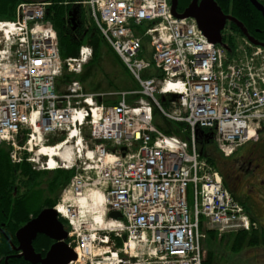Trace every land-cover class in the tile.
I'll return each instance as SVG.
<instances>
[{"label": "built area", "instance_id": "1", "mask_svg": "<svg viewBox=\"0 0 264 264\" xmlns=\"http://www.w3.org/2000/svg\"><path fill=\"white\" fill-rule=\"evenodd\" d=\"M50 4L21 2L14 20L0 21V142L13 147L15 163L39 164L43 145L50 152L70 149L71 158L56 155L55 167L74 170V201L99 193L106 211L123 214L105 230L74 202L58 204L77 252L71 264H203L204 224L222 234L257 228L198 150L197 131L207 129L226 157L258 138L264 47L244 38L230 56L196 20L175 17L170 0L76 1L141 87L135 104L127 102L130 91L107 104L103 93L86 92L79 80L56 90L64 68L81 73L93 48L82 45L78 56L61 57L57 30L47 20ZM148 70L158 75L145 78ZM171 93L178 97L165 107L157 95ZM155 108L187 123L191 140L160 130ZM59 135L64 140L53 144ZM49 165L50 159L40 168Z\"/></svg>", "mask_w": 264, "mask_h": 264}, {"label": "trees", "instance_id": "2", "mask_svg": "<svg viewBox=\"0 0 264 264\" xmlns=\"http://www.w3.org/2000/svg\"><path fill=\"white\" fill-rule=\"evenodd\" d=\"M51 2L48 7L47 20L53 23L55 26L58 37L60 39V48H61V57L65 60L68 58L78 56L82 45H89L93 48V58L88 63L94 64L99 58H101V54L104 50V46H109L112 50L113 54L117 56L118 61L120 62V66L125 68L126 71L132 76L131 72L124 65L120 56L113 50L112 46L107 43L104 37L101 35L100 30L95 24L94 20L90 18L87 14L86 9L82 5L75 4V2L80 0H0V20H10L15 19V13L17 5L21 2ZM264 4V0H259ZM74 6L81 7V27L77 29L76 32H70L71 29L67 26L71 16L69 15L70 10ZM237 11L239 12L241 18L244 22L242 23L244 27H247L249 34L254 38L264 42V18L261 14L249 4L248 0H238L236 4ZM261 31H258V29ZM238 38H243V33L238 30L237 34H233L228 32L223 34V41H225L229 46L228 54L233 56L235 53V49L238 46ZM148 42H145V47L147 48ZM87 66V65H86ZM66 67L60 77L56 80V90L58 92L61 89V93L64 92L63 88L72 83L74 80H79L78 75L75 73H69ZM158 75L153 70H148L143 73L145 78H149L150 76ZM138 89H140V85L137 80L133 77ZM80 81V80H79ZM126 89L127 87H122ZM65 89V88H64ZM63 91V92H62ZM141 96V95H139ZM161 101L165 107L170 105L172 97L170 96H161ZM103 102V101H102ZM107 104H114L116 102L106 100ZM154 119L155 125L163 130L168 135H177L183 140H191V131L188 128L187 123L185 122H177L175 120H170L165 117L162 113L159 112L157 108L154 109ZM26 137L20 138V144L25 142ZM198 149L202 153L203 157L207 158L213 165L216 166L214 156L209 149V146L213 144L212 139L210 138V133L207 129H199L198 135ZM64 140V137H58L55 139V142H61ZM218 150V149H217ZM11 149L3 143L0 146V227L1 229L7 230L8 228H12L15 231L20 225L21 220L14 217L13 219H3L4 215L14 214V199L17 197L14 194V187L11 186V183L15 180H19L21 182L25 181L23 184V188L29 186L30 195L37 193L38 196L45 192V190H49L50 192L55 194L54 197V205H57L60 200V193L63 189L62 187L67 185V183L71 180V176H73V170H64V169H56L55 171L44 169V171H38L32 167V165L25 161L23 164L16 165L11 161L10 158ZM9 186L5 187L3 184H8ZM21 187V185H20ZM58 189V191H56ZM4 192V195L2 194ZM2 194V195H1ZM235 197V196H234ZM236 198V197H235ZM243 204V203H242ZM28 204L24 205V208H28ZM255 220L254 218H252ZM5 223L4 226H2ZM208 235L210 238L216 237V233L212 230H209ZM234 235V236H233ZM233 236V240L231 242V246L235 250L243 249L245 245H253L259 244L260 238L264 236L259 232V230L253 231H242L237 234L227 235L226 237L231 238ZM118 245H122V241L120 240ZM8 245L6 242L4 244H0V251L4 250ZM203 264H219L218 257L213 250L207 251L204 257Z\"/></svg>", "mask_w": 264, "mask_h": 264}, {"label": "flooded vegetation", "instance_id": "3", "mask_svg": "<svg viewBox=\"0 0 264 264\" xmlns=\"http://www.w3.org/2000/svg\"><path fill=\"white\" fill-rule=\"evenodd\" d=\"M193 1L194 0H179L178 11L180 13L187 11ZM202 1L204 0H198V4H201ZM215 1L217 5L222 8L224 15L236 19L239 23L244 22L239 18L240 14L236 8L238 0ZM248 2L252 7H255L250 0H248ZM261 4L264 6L263 3ZM255 9L262 16V13L257 7H255ZM193 12L196 15L201 14L199 8L193 10ZM81 20L82 14L80 13L76 19L70 18L67 24L71 29L70 32L74 33L81 27ZM236 21L227 19L222 34L228 32L237 33L238 30L241 31ZM258 31L261 30L258 29ZM209 149H211L217 171L220 172L225 186L233 193L239 202L243 203L245 210L249 212L251 218H254L258 223L256 230H259L264 236V129L259 132L256 140L239 146L235 153L228 158L221 156L214 144H211ZM24 182L25 181L21 182L15 180L11 183V186L14 187V194L17 196L14 199L13 211L15 212L14 214L4 215L3 219H13L16 217L21 220V225L15 231H13L12 228L3 231L1 229L2 227H0V244L6 242L8 245L3 251H0V264H41V262L35 263L34 260L38 257L42 259L46 258L49 251L55 245H58L56 247L57 250L60 248L62 251L66 250L67 247L73 248V239L70 236L71 231L69 223L59 214L57 215V223L60 222L62 224L64 231L62 237L67 235L66 239H55L59 236V232H55V236H52L44 231L37 232L35 237H31V235L18 237V231L25 227L26 224L36 219L43 212L55 210L56 207L53 202L55 197L54 193L46 189L45 192L39 196L37 193L32 195L29 193L27 194L29 186L23 188ZM9 185L10 183L3 184L5 187ZM2 194L4 195V192ZM26 204H28V208H24ZM1 217L2 216H0V219ZM52 221L54 222L53 219ZM4 225L5 223L2 226ZM29 242H31L33 246V254L26 249ZM258 245L262 252H264L263 237L260 238V243ZM66 257L67 254L64 252L58 257L55 256L48 264H59Z\"/></svg>", "mask_w": 264, "mask_h": 264}, {"label": "rangeland", "instance_id": "4", "mask_svg": "<svg viewBox=\"0 0 264 264\" xmlns=\"http://www.w3.org/2000/svg\"><path fill=\"white\" fill-rule=\"evenodd\" d=\"M85 9L86 11H88L87 8ZM238 40L239 42H242L239 38ZM100 57L101 58H99V60H97L94 64L88 65L87 63L86 64L87 66L85 65L83 67V71L77 74L79 77L78 79L81 81L83 85V90H85L88 93H103L105 95L103 97L104 101L109 100L111 102L114 101L116 103L119 100H121V94L123 92L130 91L131 94H129L126 97L127 102H129L130 104H135L136 102H138L140 99L139 96L140 94L138 93L139 89L133 77H131L129 72L126 71L125 68L122 67V65L120 66V62L118 61L117 56L113 54L109 46L107 45L104 46V50ZM69 84L66 85L64 88H67ZM122 87H127V88L124 89ZM64 88L63 90H65ZM61 89H59L60 92ZM157 97L160 98L159 95H157ZM3 143L6 144L11 149V147L6 142H1L0 146L3 145ZM218 152L221 156L224 157V155L219 149ZM39 158H40L39 164L35 165L37 168L36 170L44 171L42 168H40L41 163L47 161L49 157L39 156ZM71 177L72 178L67 183V185L62 187L63 189L61 190L59 197L60 200L58 201V203H62L63 199H65V201H67L68 203H70L69 201L75 203V201L78 199L77 198L74 201L73 198L75 195H73L72 192H69V190H71L70 184L73 179V176ZM56 191H58V189ZM188 193H189V202L190 204H192L194 199L192 184L189 187ZM67 196L72 198L67 199ZM91 204L93 205V203ZM83 210L86 211L85 209ZM97 212L90 211V213L88 214V218L90 219L93 215L97 216ZM106 218L109 219L108 214L106 215ZM204 225L206 228L205 232L207 236L202 241L204 256L206 255L207 251L213 250L216 254V257H218L219 264H264V252H262L258 244L245 245L243 249L235 250L231 246V242L233 240L234 235L231 238H228L226 237L227 234L219 233L214 229H209L208 225L206 224ZM208 229L214 231L217 234L216 237L210 238V236L208 235L209 233Z\"/></svg>", "mask_w": 264, "mask_h": 264}, {"label": "water", "instance_id": "5", "mask_svg": "<svg viewBox=\"0 0 264 264\" xmlns=\"http://www.w3.org/2000/svg\"><path fill=\"white\" fill-rule=\"evenodd\" d=\"M251 3L257 7V9L262 13V16L264 17V6L258 1V0H250ZM178 3L179 0H171V10H173V14L175 17L179 18H193L197 21L199 29H201L205 36L208 38L209 41L218 44L225 49H229L228 44L223 41V34L222 31L225 27L227 19L231 21H236L234 18H230L229 16L224 15L222 8H220L215 0H204L201 2V4H198V0H194L193 3L189 6L187 11L184 13H180L178 11ZM199 8L201 10L200 15H196L193 10ZM80 7L74 6L70 12L69 15L72 19H76L77 15L80 13ZM238 22V21H236ZM239 28L241 29L243 35L249 39L251 43L254 45H259L264 47V42L254 39L248 32V30L243 26L242 23H237ZM178 97L177 94H170V97ZM57 215L58 213L55 210H51L43 212L41 215H39L36 219L30 221L28 224L25 225L22 229L18 231V237L26 235H31V237H35L37 232H48L50 235L55 236L54 233L59 232V236L55 239H66L67 235L62 237V234L64 233L62 224L59 222L57 223ZM109 219H121L122 213L120 211L111 210L108 213ZM54 220V222L52 221ZM56 220V221H55ZM58 245H55L52 247V249L49 251L48 256L46 258L38 257L36 260H34L35 263L41 262V264H48L51 259H53L55 256H59L62 253H66L67 257L59 264H71L73 261H75L77 257V253L73 250L72 247H67L66 250H60V248L57 250L56 247ZM26 249L33 254V246L31 242H29L26 246Z\"/></svg>", "mask_w": 264, "mask_h": 264}, {"label": "bare ground", "instance_id": "6", "mask_svg": "<svg viewBox=\"0 0 264 264\" xmlns=\"http://www.w3.org/2000/svg\"><path fill=\"white\" fill-rule=\"evenodd\" d=\"M51 149H49L47 146L43 145L41 147V149L37 152L38 155L40 156H48L50 158V170H55V164H56V155H63L65 158L71 156V151L70 149L66 150L65 152H50ZM92 200H94L96 202V204H94V202H92ZM104 197L102 194H97L96 197L94 195L91 196H87V195H82L79 196L78 199L75 201L76 206L78 207V205L82 208L85 209L86 211H84L85 213H90V211L92 212H97L99 209H101L100 212H97V218L100 220V222H102V229L105 230H109L110 227H112V223L114 221V219H107L106 218V210L104 208V205H101V202H103ZM93 203V205L91 204ZM91 204V205H90ZM99 205V206H98ZM98 206V207H96ZM65 210V214L68 213V210L64 207ZM107 264V263H104Z\"/></svg>", "mask_w": 264, "mask_h": 264}, {"label": "crops", "instance_id": "7", "mask_svg": "<svg viewBox=\"0 0 264 264\" xmlns=\"http://www.w3.org/2000/svg\"><path fill=\"white\" fill-rule=\"evenodd\" d=\"M15 15H16V13H15ZM78 16V15H77ZM77 18V17H76ZM6 20V19H5ZM10 20H14V19H10ZM106 102V101H105Z\"/></svg>", "mask_w": 264, "mask_h": 264}]
</instances>
